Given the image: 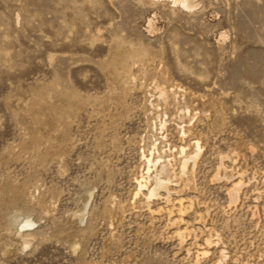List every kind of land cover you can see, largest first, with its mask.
<instances>
[{"label": "rangeland", "instance_id": "1", "mask_svg": "<svg viewBox=\"0 0 264 264\" xmlns=\"http://www.w3.org/2000/svg\"><path fill=\"white\" fill-rule=\"evenodd\" d=\"M174 7L0 0V264H264V0ZM118 42L153 56L126 93L106 68ZM151 152L170 178L156 196Z\"/></svg>", "mask_w": 264, "mask_h": 264}, {"label": "bare ground", "instance_id": "2", "mask_svg": "<svg viewBox=\"0 0 264 264\" xmlns=\"http://www.w3.org/2000/svg\"><path fill=\"white\" fill-rule=\"evenodd\" d=\"M158 1H160V0H158ZM166 1H168V0H166ZM169 1L171 2L173 7L179 5L182 8L186 9L187 11H194L195 9H198L200 7V3H201V0H169ZM149 25H150L151 30L153 31L155 28L154 23L152 21H150ZM225 36L226 35H223V37H225ZM152 60H153V56L151 55V53H149L146 50L134 49L131 53H129V55L125 54V52L123 50V43L118 42V44L116 45V48H115L114 57L110 61H108L106 64V68L109 69L108 73L111 76V86L114 89V91L120 90V91H123V93H126L125 92L126 91L125 85H127L129 83L130 79L133 78L132 64L139 63L140 64V70L139 71L141 74L144 75L147 71L150 70V65H151ZM161 64H162V62H159L157 64V66L155 67L154 71H152V75L155 78V81H152L153 82L152 85L154 84V90L157 91L159 98L164 100L165 102H167V100L169 99V89L167 86H164L163 82H162V75L161 74L163 72V66ZM151 80H154V79H151ZM48 97H49V95L45 96L46 103H49ZM37 98H40V96H38ZM41 98H43V97H41ZM35 103H37V101H35ZM159 122L160 123H159L158 127H160V130L162 132V130H164V128L166 126V121L161 119ZM158 133H160L159 128H158ZM32 138H34V137L32 136ZM40 139H41V137H40ZM38 140H39V136H38ZM40 142H41L40 140H39V142L37 141V143H40ZM155 146H157V145L154 144V147ZM183 151L185 152L186 149L184 148ZM152 155H153V152H151V156L149 158H147L148 159L147 160V175L142 176V178H141L142 180L140 181V186L144 187L148 183L153 181L154 183H156L155 185H157V186L153 187L154 189L153 188L150 189V191H151L152 196H156L158 194L157 192L162 187H164L163 185H166V187H167V185H169V183H170L169 179L170 178H168V180H165L164 179L165 176L163 177V174H165L167 171V168L165 165L166 163H164L166 161L163 160V157L161 156L157 160H155L154 158H152ZM195 159L196 158H193V160H195ZM189 160L190 159H185L183 164H182L181 171L184 175L186 174V170H188ZM169 165L174 166L172 161L169 162ZM235 190H238V189H235ZM138 194H139V192L136 195H138ZM234 196H235V194H234ZM5 203L7 205H10V206L11 205L15 206V207L19 206V200H17V199L8 200ZM86 212H87V206H85L78 213L80 221L84 220L83 218H85ZM18 225H19L17 228L18 233L17 232L16 233L20 237V243H19L20 247L22 249H26V248L31 247L33 244V241L37 237V233H36L37 230L36 231L34 230V228L36 226V220H34V218H32L31 216H26V217L24 216L19 220ZM78 249H79V246H75L74 250L78 251ZM224 256L225 255L222 254V260L219 259L221 261L218 264H223L222 261L224 260Z\"/></svg>", "mask_w": 264, "mask_h": 264}]
</instances>
